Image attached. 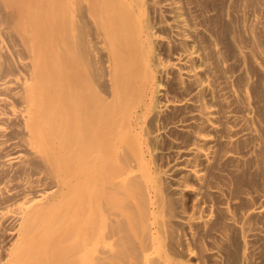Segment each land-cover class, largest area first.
Wrapping results in <instances>:
<instances>
[{"label": "rangeland", "instance_id": "374dc122", "mask_svg": "<svg viewBox=\"0 0 264 264\" xmlns=\"http://www.w3.org/2000/svg\"><path fill=\"white\" fill-rule=\"evenodd\" d=\"M51 1L65 84L89 125L69 156H82L83 176L103 164L86 180L97 206L76 211L61 234H23L37 189L62 173L33 152L25 129L27 0H0V264H254L250 231L264 228V0ZM9 139L27 155L13 172L3 167ZM27 240L39 248L29 252ZM259 249L264 264V242Z\"/></svg>", "mask_w": 264, "mask_h": 264}, {"label": "bare ground", "instance_id": "6f19581e", "mask_svg": "<svg viewBox=\"0 0 264 264\" xmlns=\"http://www.w3.org/2000/svg\"><path fill=\"white\" fill-rule=\"evenodd\" d=\"M51 2V0H27V4L25 3L27 13L24 17V22L29 26L33 49V71L31 83L27 86L26 114H23V116L25 117V129L28 132L29 144L33 148V152L47 155L53 167L58 171L60 170L62 175H59L60 172L58 173L53 185L37 189L38 195L33 199L32 203L33 212L26 222L29 229L24 227L25 230L23 231L25 238L26 236L31 237L35 233L53 235L58 232L57 234H61V232L56 231L58 226L60 231L62 228L65 230L66 226L61 228L60 225L77 219L76 217L79 214L77 213V216H75L76 211L83 209V207L87 210L88 207H93V205L97 204L93 196L90 199L87 197L90 194V190L86 185V180L87 176H89V183H95L103 166L99 162V165L95 163L93 171L87 170L90 175L87 173V176H83L84 171L82 170H85L86 167L81 164L83 161L82 156H69V144L71 141L80 138L89 125L86 122L87 119L81 114L82 109L84 110L82 97L79 98L77 96V98L74 95L75 87L69 84L71 83L68 79L70 76L69 71L61 62L59 49L55 44L57 42H54L51 37V32L58 24V18L52 9ZM62 46L64 48L65 45ZM62 46L60 50H62ZM67 79L70 82L65 84ZM6 133L7 131L0 128V135H5ZM238 133L242 136L248 134L244 132V129L238 130ZM16 142L18 143V141L13 139L8 141L6 149L10 150V152L7 154V158H4L5 161L2 160V162L4 161L3 164H5L3 167L8 165L7 167L9 168L7 169L15 170L27 158L26 153L14 146ZM91 165L88 166L91 167ZM80 166L82 168H79ZM83 167L85 168L83 169ZM33 175L34 182L43 181L40 173L35 171ZM61 187L63 190L59 193ZM86 213L88 212L86 211L84 214ZM257 214H264V208H260ZM91 215L89 213L86 214V216H89L87 219L85 218L88 223L92 220L89 221L88 219L93 218ZM85 220L82 219L84 222ZM250 238L255 242L252 248L254 264H260L259 245L264 242V228H252ZM28 242L25 248L29 252H34L35 249L33 248H39L40 246L37 241L31 240ZM44 248L46 249V246Z\"/></svg>", "mask_w": 264, "mask_h": 264}]
</instances>
